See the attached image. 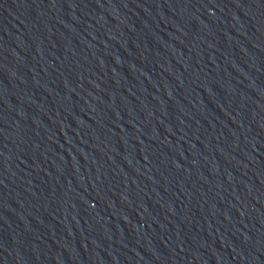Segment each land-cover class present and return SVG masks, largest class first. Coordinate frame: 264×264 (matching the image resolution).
<instances>
[{
    "label": "water",
    "instance_id": "obj_1",
    "mask_svg": "<svg viewBox=\"0 0 264 264\" xmlns=\"http://www.w3.org/2000/svg\"><path fill=\"white\" fill-rule=\"evenodd\" d=\"M0 264H264V0H0Z\"/></svg>",
    "mask_w": 264,
    "mask_h": 264
}]
</instances>
